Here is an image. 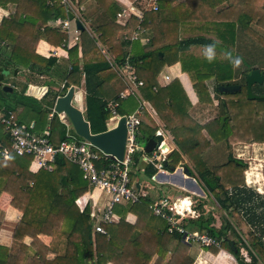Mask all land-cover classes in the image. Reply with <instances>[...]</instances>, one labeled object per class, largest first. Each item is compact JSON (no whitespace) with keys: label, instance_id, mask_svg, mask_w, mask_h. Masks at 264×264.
<instances>
[{"label":"trees","instance_id":"trees-1","mask_svg":"<svg viewBox=\"0 0 264 264\" xmlns=\"http://www.w3.org/2000/svg\"><path fill=\"white\" fill-rule=\"evenodd\" d=\"M70 1L81 5L88 0ZM93 1L106 13L110 21L97 29L98 37L92 42L93 48L83 55V70H80L79 48L75 46L69 50L72 69L64 72L66 82L62 90L67 93L72 86L81 87L82 76H85L86 118L92 134L108 130V121L112 117V101L102 94L106 93L113 81L121 80L115 67L106 60L96 43L107 48L116 64L121 65L128 56L125 51L128 45L119 40L117 34L124 30H135L138 25L151 33L152 47L147 52L139 41L131 45V61L136 65L137 74L144 82L141 88L143 99L151 104L162 121L165 119L159 112V104L162 103L169 109L174 108L181 97L178 93L182 89L180 82L175 80L169 86L154 91L157 76L164 67L179 63L182 72L189 76L200 103L213 105L214 99L207 82L215 81L214 94L223 98L224 95H230L220 93L219 87L238 85L233 81L239 60L245 66H251L246 61L255 52L250 41L257 43L264 51V36L257 31L259 29L264 32V0H159L158 11L144 13L141 23L133 17L125 26L117 22L112 8L117 0ZM143 3L144 0H139L140 8H143ZM8 4L16 5V11L4 18L0 24V82L10 84L11 77L16 76L22 69H35L41 76L48 74L54 68L56 60L36 54L35 47L41 36L38 24L45 26L44 36L48 44L58 47L65 43L67 35L48 24L67 19L68 9L61 4V0H0V6L5 7ZM190 26L207 33L183 37V30ZM82 34L86 33L82 31ZM164 43L168 45L159 49L153 47ZM194 47L213 49L216 55L204 58L186 55ZM241 51H244V55ZM221 55H226L224 60L220 59ZM253 70L256 69L252 68L246 76ZM121 83L123 84L122 80ZM11 85L12 93L0 91V114L4 111L13 112L27 126H31L34 121V131H42L49 125L54 145L68 141L66 126L58 115L54 114L49 120L58 97L56 93L49 90L43 98L37 100L27 96L28 84L20 92L15 89L16 82ZM241 86L243 91L244 85ZM245 92L247 95L246 88ZM161 93L166 94L164 99L159 98ZM49 95L50 98L45 103L50 107H47L43 101ZM119 102L118 114L124 116L121 112L122 101ZM220 105L232 114L235 108L242 105V99L236 94L231 99L224 98ZM228 121L226 119L223 124L222 118H218L200 126L201 132L207 131L215 145L214 149L220 143L228 146L247 143L233 140ZM140 129L141 144L154 137V133L147 134L143 123ZM3 131L0 127V144L10 147L8 137ZM73 134L83 140L74 131ZM204 142L206 149H202L198 143H191L185 148L179 142L178 147L192 159L197 172L187 166L186 168L202 184L205 194L207 191L215 199L218 208L226 214V219L217 228L215 216H207L202 210L197 219H188L186 225L191 226L192 223L201 234L215 239L218 243V246L203 247L204 250L213 254L225 250L238 264H264V195L246 186L244 174L248 165L232 154L228 153V159L223 164L210 166L213 160L208 153L211 144L207 139ZM254 143L264 141L248 144ZM180 151L171 153L170 161L164 165L165 169L176 168L184 163ZM140 159L141 154H136L132 171H139V166H142ZM32 161L31 156H20L13 151L9 160L0 161V196L3 193L9 194L12 197L11 206L22 214L13 236L19 245L18 252L14 255L11 249L0 246V264H36L34 257L44 258L46 253V249L42 254L39 252L42 247L39 235L52 237L51 249L59 253L54 262L45 264H88L89 260L94 264H152L156 257L154 264H164L168 254H172L169 264H193L182 236L169 234L167 222L155 217L149 210L152 202L150 195L141 198L136 204L116 205L114 212L120 216V222L105 225L106 234L94 233L93 236L90 208L81 213L76 205V200L89 191V185L83 180L80 168L58 156L52 165V171L41 169L34 174L30 171ZM101 166V163L98 164V168ZM249 171L252 169L246 175H249ZM156 172L150 165L146 166L144 174L151 179ZM130 177L134 184L137 181L136 175L131 172ZM258 190L262 192V189ZM129 214L137 217L134 225L126 222ZM26 236L33 239L29 248L23 244ZM231 241L234 242L236 251L232 250ZM242 249L247 251L250 262L241 254Z\"/></svg>","mask_w":264,"mask_h":264},{"label":"built area","instance_id":"built-area-1","mask_svg":"<svg viewBox=\"0 0 264 264\" xmlns=\"http://www.w3.org/2000/svg\"><path fill=\"white\" fill-rule=\"evenodd\" d=\"M61 4L67 9H70L74 15L72 11L73 3L70 0H61ZM112 8L116 14L117 22L125 26L133 17L141 23L144 13L158 11L159 0H144L143 8L139 7V0H117ZM72 21L73 20L70 19H59L54 21L52 26L68 35H71L73 32L75 34V39L78 40L81 31L78 30L77 26L75 29H72ZM145 32L146 30L138 25L135 30L122 31L120 33V40L129 47L137 41L144 46H149L151 44V39L144 36ZM101 52L108 57L109 62L115 67L119 76L126 84V88L119 94L117 101L111 104L112 117L108 121L107 126L108 130H110L116 126L122 117H126L128 134L123 161L111 158L107 154L94 148L84 139L79 140L73 134L72 125L66 115L57 114L54 112V109L51 118L54 114L58 115L60 121L66 126L68 137V141H63L58 145L52 143L50 130L39 134L34 131L32 125L27 126L21 123L15 113L2 112L0 114V127L3 128L4 134L8 137L10 147L0 144V161L9 160L10 153L13 151L20 156H31L33 158L32 164L37 165L39 170L45 169L47 171H52V165L55 163L58 156H62L69 162L77 165L82 171L83 180L89 185V191L76 200V205L81 213L88 207L90 208V218L92 220L94 233L106 234L104 226L113 224L119 220V217L114 212L116 205L126 203L136 204L139 203L141 198L148 195L147 192L143 191L141 186L131 183L130 174L135 163V155L141 154L140 160L145 167L151 165L156 169L157 172L155 176L151 178L156 181L157 176L170 174L169 169H165L164 165L169 161V156L172 151L167 143L169 135L163 130H157L155 132V135H162L164 140L150 154L145 153V146H142L139 141V138L142 136L140 126L144 122V114L147 113L153 118L156 117L157 114L155 110L143 100L140 93H138L144 86V82L139 78L136 65L131 61V49L127 52L128 56L121 65H117L112 61L105 50L101 49ZM171 81L172 78L169 75L162 76V83L158 80L157 86L154 87V91L157 92L158 88L165 86ZM64 87L65 84L62 85L61 89L63 90ZM34 90H38V88L35 87L32 91ZM39 92L42 91L39 90ZM65 94L66 93H62V96ZM42 96L43 93L36 95L37 98H41ZM132 96H136L141 100L140 107L130 115L121 116L118 114V108L120 106L119 101L126 100ZM163 144L169 149L168 151H164ZM100 163L102 166L98 168V164ZM142 172H145V168L142 169ZM182 172L184 173V168ZM187 194L189 195L179 196L175 200H170L169 198L152 200L149 205V210L155 217L161 218L167 222V232L169 234L181 235L183 242L193 243L197 241L202 247L218 246L215 239L207 235H200L189 231V225H186V221L193 217L196 211L195 203L191 197L194 195L189 192ZM101 195L107 196V200L103 207H99L98 200L93 198L100 197ZM91 201L92 204L90 203ZM241 254L247 262H250L247 251L242 249Z\"/></svg>","mask_w":264,"mask_h":264},{"label":"crops","instance_id":"crops-1","mask_svg":"<svg viewBox=\"0 0 264 264\" xmlns=\"http://www.w3.org/2000/svg\"><path fill=\"white\" fill-rule=\"evenodd\" d=\"M177 1L181 2L182 0H177ZM15 11H16V5H14V4H8L5 7L0 6V24L4 18H7L10 15L14 14ZM72 11L74 12V15L71 12V10L68 9V17H67V19H70V16H69L70 14H72L75 17L74 20L72 21V29L76 28V21H80L82 23L84 29H85L84 32L86 34L84 35L81 32L79 34V37H78L79 39L76 40L75 34L73 32L71 35H68L59 29L61 31V33L67 35V39H66L64 44H62L58 47H55V46L48 44V42L46 41L45 36H44L45 26H43L41 23H39L38 28L41 32V36H40L39 43L35 47L36 54L43 57V58H46V59H49V58L55 59L56 64H55L54 68L49 71L48 74H46V75L44 74L42 76L37 74L38 72H36L35 69H31V68L22 69L20 71V73H18L16 76L11 77L9 86H12L11 84L16 82L17 86L15 87V89L18 92H20L22 90V87L24 85L28 84L29 87L27 90L28 91L27 96L32 97V98L37 99V100H40L41 98H43V96L46 93H48L49 90H51L53 93H56V95H58V97L62 96L63 91L61 88H62V85H64L66 82L64 79L66 73L64 74V72H66V71L69 72L72 69L69 50L75 46H77L79 48V59L81 60L80 70H83V66H84V64L82 62L83 55H84V53L86 54L89 51H91V49L93 48L92 42L94 41V39H96L98 37L97 29L110 21L108 19V16L106 15V13L103 12L100 9V7L97 5V3L93 0H88L84 4H81V5H78L77 2H75L73 4ZM52 23L53 22H50L48 24V26L53 28V29H57V28H54L52 26ZM121 32H119L117 34V38L119 40H120V33ZM144 36L151 39V33L149 31H146ZM96 45L98 46V48L100 50L101 49L105 50L107 52V54L109 55V57L111 58V60L114 61L113 55L110 54V52H108L107 48H105V47H103L97 43H96ZM141 45H142L143 49H145V52H147L150 49V47H149L150 45L149 46H144L143 44H141ZM130 49H132V47L126 46L125 51L128 52ZM104 57L109 62L108 57H106L105 55H104ZM110 65L112 67H114L111 63H110ZM41 69L45 70V68H42V67H41ZM168 70L171 72L169 74L167 73L165 75H169L172 78V81L170 83L166 84L165 86L160 87V88H165V87L169 86L175 80L181 81L180 84L182 86L181 87L182 89L180 90L181 91L180 94H181L182 99H184V102L186 104L187 103L189 104V108L187 111L188 116L191 117L192 119L196 120L199 115H203L204 113H206V108L209 107L208 104L200 103L198 96L193 89V85L191 83V80L188 78L189 76L186 73L182 72L181 65L179 63H177L173 66H167V71ZM158 80H160L159 77H158ZM122 81H123V79H122ZM35 87H37L38 90L32 91V89ZM72 87H74V86H72ZM85 87H86L85 76H82L81 87H74L75 88V95L76 94L78 95V93H79L78 96H79L81 102H79V100L75 99L73 104L75 103L74 105L82 110V112L85 116V119L87 120V118H86V111H87L86 95H87V93H86ZM125 88H126L125 82H124V87H123L121 80L117 79L110 84V88L106 89V93H103L102 96H105V98H110V101L114 102V100L118 98L119 94ZM39 90L42 92H39ZM40 93H43V96L41 98H37L36 95H40ZM140 95L142 96V93H140ZM211 96L214 99V93H211ZM129 98H131V97H129ZM142 98H143V96H142ZM128 99H126V100H128ZM148 104L151 106L150 103H148ZM149 118H152L156 122L158 119V114L154 118L151 117L147 113L144 114V116H143L144 127H149L152 130H155V132L157 130L166 131L169 135V139L167 140V143H168V146L171 149V151L172 152L175 150L180 151V148L178 147L179 142L170 135L168 125L164 124L161 119H158L159 122L157 121L158 124L156 125V128H155L154 125H152L150 123V122H152V120L150 121ZM50 119H51V115L49 116V120ZM196 121H198V120H196ZM201 122L198 123L199 126H200V124H202V126H204L205 123H203V122L201 123ZM31 125L34 126L35 122L34 121L31 122ZM49 128H50V126L47 125L44 128V130H42V131L36 130V132L39 134H42L43 132L50 130ZM201 134L202 135L204 134L203 136H205V138H207L208 141L209 140L211 141L206 130H203L201 132ZM210 144H211L212 148L209 149V152L208 151L207 152L211 154V157H213L212 159L214 160V158L219 153L214 149L215 145H214L213 141H212V143L210 142ZM168 150L169 149L167 148L166 151H168ZM180 153H181V156H182L184 163L187 166L188 165L190 166V162L192 159L188 155H186L185 153H183L181 151H180ZM169 161H170V159H169ZM226 161H227V159L221 160L220 164H223ZM186 165H185V167H186ZM143 168H146V167L142 163L140 173L143 175L144 178H146V176L143 174L144 172H142ZM30 171L35 174L39 171V168L37 167V165L31 164ZM169 171H170L169 175H166V176L160 175V176H157V179L158 180H162V179L163 180L164 179L170 180L171 179L175 183H178V185H176V186L181 191V194H179V195L177 194L178 192L174 193V191H170V190H168V192L166 194H163L161 192H158V194L153 193L152 192L153 188L149 187V185L144 184V182L142 181L143 179L140 178V175L134 184L138 185V183H139V185L142 187L143 191L147 192L148 195H150L152 200H158L161 198H169L170 200H175L177 197L182 196L183 193L184 194L188 193V192H185L183 190V188H182L183 186H184V189L191 188V192H189V193H192V195H194V196H195V193L197 194V191L202 193L203 195H205V192L202 190L201 186L198 183L199 180L197 181L194 177H192V178L187 177L180 170H178L176 172H171V170L169 169ZM185 176L187 178H185ZM254 179H255V177H254ZM156 182H158V181H156ZM254 184H257L259 189L264 190V187H263L264 185H262L261 183L255 182ZM260 193L264 194V191L260 192ZM97 194H99V193H97ZM93 198L95 200H98V206L99 207L104 206V204L106 202L105 196L101 195L100 197L98 196L96 198L95 197H93ZM87 200H88V197H87ZM11 202H12V197L9 194L3 193L0 196V224H1L0 246L11 249V253L16 255L18 252V249H19V245H18V242L14 241L13 236H14V232H15L19 222L21 221L22 214L18 210L14 209L11 206ZM90 203L92 204V201ZM203 208H204V214H208L209 213V207L205 203H203ZM117 216L119 217V220L117 222H114L113 224H118L120 222L121 218L119 215H117ZM191 219L194 220V219H197V217L189 218V220H191ZM126 222L131 224V225H134L137 222V217L133 214H129L126 218ZM187 223H188V221H187ZM190 225L191 226H189V228H188L189 231L192 230L194 233H200V230H198L197 228L194 227L195 225H193L192 223H190ZM216 227L218 228V225H216ZM93 236H94V232H93ZM38 239L42 243V247L39 251L40 254H42L44 252V249H46V253H45L44 258L34 257L33 261L36 264H45V262L46 263L54 262L56 260V258L58 257L59 253L57 252V250L51 249V246L53 243V238L50 236H47V235H39ZM32 243H33V239L30 236H26L23 240V244L28 248L32 246ZM186 244L188 246V251H187L188 257L193 260V264H238L237 261L235 260V258L229 252H227L225 250H220V252H218V254H213L209 251L204 250V248L202 246L197 245L195 247V246H193V243H186ZM171 257H172V254H168L164 264H169ZM156 259H157V257L154 259L152 264L155 263ZM88 264H94V262L89 260Z\"/></svg>","mask_w":264,"mask_h":264},{"label":"rangeland","instance_id":"rangeland-1","mask_svg":"<svg viewBox=\"0 0 264 264\" xmlns=\"http://www.w3.org/2000/svg\"><path fill=\"white\" fill-rule=\"evenodd\" d=\"M183 31H184L182 34L183 37L185 36L190 37L196 34L201 35V33H204V32L207 33L205 30L204 31L199 30L195 26L194 27L190 26L186 30H183ZM257 31L261 35L264 36L263 31L259 29ZM210 34L211 33H208V35ZM250 42L253 45L252 47H254L255 52L254 54H250L249 58L246 59V61L250 63L251 66H245L242 63V61L239 60L237 66L235 67L236 76H235V80L233 81V83L238 84V85H244L243 91L236 92L234 95L233 94L224 95V98L231 99V97H235L237 94V96H239V98L241 97L242 99V105L240 107L235 108L232 111L233 113L230 114L227 112V110H225L222 107V105H220V102L222 103V101H224V98L220 97L217 94H214V104L208 105L209 107L206 108V113H204L203 115H199L196 120H198L199 122L202 121L203 123H205L204 125H206L209 122L213 121L214 119H218V118L220 119L224 117H226L225 120L229 119L228 128L233 134V137H232L233 140L236 142L242 141V142H247V143H235V144H232L231 146H228L225 143L224 144L220 143V145L216 146L215 150L221 153L214 158L212 163L210 162V166L218 165L221 160L228 159V153L232 154L236 159H240L248 165L247 171L252 169V171H249V175H246L247 171L244 174L246 186L256 190L260 195H264V194H261L260 191L258 190L259 189L258 185L254 184L255 182H258L264 185V143L248 144L251 142H263L264 141V99L261 98L264 96V85H255L253 87V93L259 96L260 97L259 99H249L248 95L245 94L246 93L245 88L247 89V86L245 85L246 83L245 77L248 74V72L252 68H255V69H260L264 73V51L262 47H260L257 43H254L252 41ZM166 45L168 44L164 43L159 46H153V47H155V49H159ZM149 47H152V44H150ZM241 54L244 55V51H241ZM186 55H192L198 58H204V57H210V56L216 55V53L213 49L194 47V48H191L186 53ZM224 57H226V55H221L220 59L224 60L225 59ZM170 72L171 71L169 70L167 71V66L164 67L162 71L159 73V75L157 76L156 83L158 82V77L160 78L159 80L160 83H162V76H164L167 73L169 74ZM179 82L181 83V81ZM4 85H9V84H4ZM207 86L210 90V93H215L214 91L216 88L215 81L207 82ZM123 87H124V82H123ZM138 93H142V91L139 90ZM179 94L180 93H178V95ZM78 95L77 94L75 95L76 100H80ZM162 97L164 99V97H166V94L161 93L159 98H162ZM49 98H50V95L48 96V98L44 99L43 104L46 101H48ZM140 102L141 100L136 96L131 97L128 100L122 101L121 102V110H122L121 112L124 115H130L134 113L140 107ZM176 105L177 106H175L174 108L169 109L165 107L164 104L162 103L159 104V110H160L159 112L164 117L165 121L167 122L166 123L165 121H163L164 124L168 125L170 135L173 138H175L178 142L183 144L185 148L188 147L191 143H198L199 145H201L202 149H206L207 145L204 141L207 138L203 136L204 134L203 135L201 134L200 126H202V124H200L199 126L197 122L195 120H192V118L189 117L187 114L189 104L188 103L186 104L184 102V99H182V97H179V99L176 102ZM44 106L50 107L49 104L47 103H45ZM182 106L184 108H182ZM149 119L150 121L152 120V122L150 123L154 125V127L156 128V125L158 124L157 121L158 119H161V118L158 116V119L156 122L152 118H149ZM144 128L147 129L148 135L149 134L152 135L153 133L155 135V130H152L149 127H144ZM210 142L212 143V140ZM145 145H146V142L143 141L142 146H145ZM191 162H190V166L189 165L187 166L185 163H183V165L180 164L178 167H176V169L182 171L183 168L184 169L186 168L185 167L186 165L187 167L192 169V171L197 172V170L193 166V162L192 163ZM254 164H256V166H254ZM139 168L141 169L140 166ZM139 171L137 169H134L132 171V173L136 175V180L138 179V176L140 175V178L143 179L142 181L144 182V184L149 185V187L153 188V191H152L153 193L158 194V192H161L163 194H166L168 190H170V191H174V193L178 192L177 193L178 195L181 194L180 189L176 186L178 185V183H175L171 179L170 180L156 179V181H158L156 182L154 179L151 180L150 178H147V177H146L147 179L144 178L143 175ZM194 178L198 181L196 177ZM198 183L201 187H203L199 181ZM182 188L185 192H191V188L184 189V186ZM263 191L264 190H262V192ZM185 195H189V194L183 193L182 196H185ZM191 197L193 198V202L195 203V211H196L193 217H198L200 215L202 210H204L203 203H205L209 207V213L207 216L209 215L215 216L216 225H218V228L221 227L224 219H226V214L218 208V205L215 199L207 191L205 195L197 191V194L195 193V196H191ZM105 198L107 200V196ZM191 232L193 233L192 230ZM197 234L202 235L201 233H197ZM197 245L202 246L197 241L193 242V246L196 247Z\"/></svg>","mask_w":264,"mask_h":264},{"label":"water","instance_id":"water-1","mask_svg":"<svg viewBox=\"0 0 264 264\" xmlns=\"http://www.w3.org/2000/svg\"><path fill=\"white\" fill-rule=\"evenodd\" d=\"M71 20H74L72 14L69 15ZM76 26L81 32L84 31V27L80 21H76ZM264 84V74L260 69L253 70L246 78L247 95L249 99H259L260 97L253 93V87L255 85ZM0 90L5 93H12L13 88L9 85H4L0 82ZM242 90L241 85H228L220 86L219 92L222 94H235ZM75 97V88L70 87L64 96H60L54 103V112L57 114H65L69 122L72 125L74 133L89 142L94 148L107 154L113 159L123 161L126 150L127 142V126L126 117H122L116 126L104 133L92 134L89 122L85 119V116L81 109L73 104ZM264 99V96L261 97ZM225 118H222L224 124ZM164 140L162 135H155L146 142L145 153L150 154L155 148H157ZM171 172H176L175 167H170ZM184 174L192 178V173L188 168L184 169ZM230 246L233 251H236V247L233 241L230 242Z\"/></svg>","mask_w":264,"mask_h":264},{"label":"bare ground","instance_id":"bare-ground-1","mask_svg":"<svg viewBox=\"0 0 264 264\" xmlns=\"http://www.w3.org/2000/svg\"><path fill=\"white\" fill-rule=\"evenodd\" d=\"M163 149H164V151H166V149H167L166 145H164V144H163Z\"/></svg>","mask_w":264,"mask_h":264},{"label":"flooded vegetation","instance_id":"flooded-vegetation-1","mask_svg":"<svg viewBox=\"0 0 264 264\" xmlns=\"http://www.w3.org/2000/svg\"><path fill=\"white\" fill-rule=\"evenodd\" d=\"M247 77V76H246ZM246 84V83H245ZM242 91V90H241Z\"/></svg>","mask_w":264,"mask_h":264}]
</instances>
